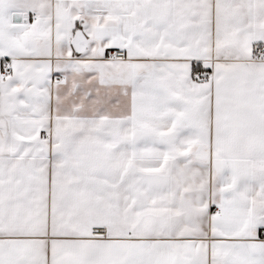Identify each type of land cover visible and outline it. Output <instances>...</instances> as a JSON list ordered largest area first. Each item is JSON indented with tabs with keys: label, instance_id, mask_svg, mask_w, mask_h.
Listing matches in <instances>:
<instances>
[{
	"label": "snow or ice",
	"instance_id": "1",
	"mask_svg": "<svg viewBox=\"0 0 264 264\" xmlns=\"http://www.w3.org/2000/svg\"><path fill=\"white\" fill-rule=\"evenodd\" d=\"M0 264H264V0H0Z\"/></svg>",
	"mask_w": 264,
	"mask_h": 264
}]
</instances>
